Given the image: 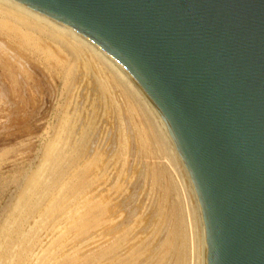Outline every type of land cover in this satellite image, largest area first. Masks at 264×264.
I'll use <instances>...</instances> for the list:
<instances>
[{
	"label": "rangeland",
	"instance_id": "1",
	"mask_svg": "<svg viewBox=\"0 0 264 264\" xmlns=\"http://www.w3.org/2000/svg\"><path fill=\"white\" fill-rule=\"evenodd\" d=\"M12 16L0 10V264H200L195 199L145 103L83 43Z\"/></svg>",
	"mask_w": 264,
	"mask_h": 264
},
{
	"label": "water",
	"instance_id": "2",
	"mask_svg": "<svg viewBox=\"0 0 264 264\" xmlns=\"http://www.w3.org/2000/svg\"><path fill=\"white\" fill-rule=\"evenodd\" d=\"M150 102L191 182L202 264H264V0H13Z\"/></svg>",
	"mask_w": 264,
	"mask_h": 264
},
{
	"label": "bare ground",
	"instance_id": "3",
	"mask_svg": "<svg viewBox=\"0 0 264 264\" xmlns=\"http://www.w3.org/2000/svg\"><path fill=\"white\" fill-rule=\"evenodd\" d=\"M0 10H2L4 17H11L12 18L13 17L12 14H14L15 17L17 16L21 20L32 19L35 22H40L42 24H45V25H47L49 27V29H50L49 30V33L51 35H53V36L59 35V37H61V38H70V39H73L75 41L78 40L80 43H83L88 48H90L92 51H94L97 54V56L100 57V59H102L103 63H105V65H107L115 74H117L123 80H125L127 82V84H129L131 86V88H133V90L135 91V93L145 103V105L148 107L151 115L153 116V118L157 122V124H158L160 130L162 131L164 137L166 138L167 142H169V144L171 145L172 150L174 151L175 156L177 157V159L180 161L182 167L184 168V166H183V164H182V162H181V160H180V158H179V156H178V154H177V152L175 150L174 144H173L172 140L170 139L167 131L165 130V128H164V126H163L160 118L158 117V115L156 113V111L154 110V108L152 107V105L150 104V102L147 100V98L144 96V94L137 87V85L130 79V77L128 75H126L124 73V71L120 68V66H118L116 63H114L107 55H105L93 43H91L88 39H86L84 36H82L78 32H76V31H74V30H72V29H70V28H68V27H66V26H64V25H62V24H60V23H58V22H56V21H54V20L46 17V16H43L42 14H40V13H38V12L30 9V8H27V7H25V6L21 5V4L13 1V0H0ZM12 12H14V13H12ZM184 171H185V168H184ZM185 174H186L187 180H188L189 185H190V191H191L192 196L194 198V194H193L191 182L189 180V177H188L186 171H185ZM194 204H195V209H196L197 216H199L198 215V211H197V207H196V202ZM198 223H200V222H198ZM200 233H201V229H200ZM44 241H45V237H44ZM200 242H201V244H200V247H201V253H200L201 261H200V264H202V241H201V236H200Z\"/></svg>",
	"mask_w": 264,
	"mask_h": 264
}]
</instances>
